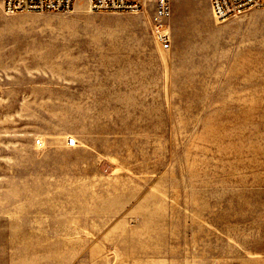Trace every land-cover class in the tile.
Wrapping results in <instances>:
<instances>
[{"label": "rangeland", "instance_id": "rangeland-1", "mask_svg": "<svg viewBox=\"0 0 264 264\" xmlns=\"http://www.w3.org/2000/svg\"><path fill=\"white\" fill-rule=\"evenodd\" d=\"M170 4L0 0V264H264V7Z\"/></svg>", "mask_w": 264, "mask_h": 264}, {"label": "built area", "instance_id": "built-area-1", "mask_svg": "<svg viewBox=\"0 0 264 264\" xmlns=\"http://www.w3.org/2000/svg\"><path fill=\"white\" fill-rule=\"evenodd\" d=\"M76 0H1L6 16L19 13H69ZM95 13L138 14L151 2L150 31L154 43L163 51L170 48V0H85ZM213 19L223 22L252 8L264 7L262 0H207ZM38 143V142H37Z\"/></svg>", "mask_w": 264, "mask_h": 264}, {"label": "bare ground", "instance_id": "bare-ground-1", "mask_svg": "<svg viewBox=\"0 0 264 264\" xmlns=\"http://www.w3.org/2000/svg\"><path fill=\"white\" fill-rule=\"evenodd\" d=\"M75 3H76V1H75ZM75 3H74V6H75ZM86 4H87V2H86ZM74 8V7H73ZM87 9H89V6H88V4H87Z\"/></svg>", "mask_w": 264, "mask_h": 264}]
</instances>
